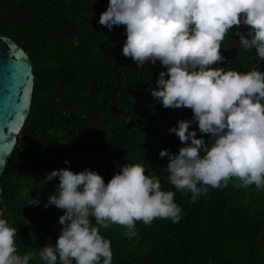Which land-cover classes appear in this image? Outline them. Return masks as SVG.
<instances>
[{"label":"trees","instance_id":"obj_1","mask_svg":"<svg viewBox=\"0 0 264 264\" xmlns=\"http://www.w3.org/2000/svg\"><path fill=\"white\" fill-rule=\"evenodd\" d=\"M109 0H0V36L11 38L29 56L33 89L29 114L0 177V208L17 227L21 254L55 244L64 210L49 205L58 177L53 169H91L105 182L125 163H139L157 176L164 190L175 191L182 208L179 222L157 218L136 222L137 235L125 236L118 224L101 228L111 241L112 264H264V189L232 178L227 187L208 188L193 202L192 193L168 181V158L183 146L169 131L192 119L191 108H165L149 91L157 87V61L137 68L122 54L125 25L110 30L99 23ZM233 26L221 44L219 67L250 71L260 67L254 49H244ZM167 78V77H166ZM197 137L209 143L210 134ZM65 160L69 164H65ZM93 223H95L93 219ZM30 264H46L37 255Z\"/></svg>","mask_w":264,"mask_h":264},{"label":"clouds","instance_id":"obj_2","mask_svg":"<svg viewBox=\"0 0 264 264\" xmlns=\"http://www.w3.org/2000/svg\"><path fill=\"white\" fill-rule=\"evenodd\" d=\"M99 23L108 29L125 25L122 54L135 61L160 62L157 87L150 94L165 108L188 107L193 116L170 127L183 146L168 158V181L176 190L191 192L192 201L208 188L255 185L264 189V71H237L214 66L225 60L221 44L233 26L244 49H254L256 63L264 60V0H109ZM167 77V78H166ZM210 134L209 143L197 137ZM70 162L65 160V164ZM139 163H125L105 182L97 171L53 169L45 182L58 177L49 205L64 210L55 244L40 252L21 254L17 227L0 208V264H30L37 255L46 264H112L110 239L100 229L124 226L125 236L137 235L136 222L151 225L157 218L179 222L182 208L175 191L164 190L157 176L145 174ZM93 219L95 223H93Z\"/></svg>","mask_w":264,"mask_h":264},{"label":"water","instance_id":"obj_3","mask_svg":"<svg viewBox=\"0 0 264 264\" xmlns=\"http://www.w3.org/2000/svg\"><path fill=\"white\" fill-rule=\"evenodd\" d=\"M33 78L27 53L11 38L0 36V177L29 114Z\"/></svg>","mask_w":264,"mask_h":264}]
</instances>
